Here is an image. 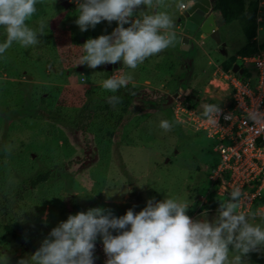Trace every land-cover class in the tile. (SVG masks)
Instances as JSON below:
<instances>
[{
    "label": "rangeland",
    "instance_id": "374dc122",
    "mask_svg": "<svg viewBox=\"0 0 264 264\" xmlns=\"http://www.w3.org/2000/svg\"><path fill=\"white\" fill-rule=\"evenodd\" d=\"M66 1L64 7L60 0H38L36 13L26 23L37 29L39 44L24 48L14 42L0 57V264L5 256L9 264H17L69 214L93 207L111 209L119 217L129 208L139 212L150 198L162 200L167 195L187 201L191 205L187 214L193 219L211 221L217 212L204 206L209 197L208 169L216 159L213 141L190 125L177 123L171 106L178 96L176 101L182 98L189 105L185 100L189 93L197 101L195 109H202L208 99L222 102L220 61L244 43L238 22H224L211 0L185 47L178 18L180 5L190 0H161L159 11L173 21V46L135 70L122 61L110 69L104 65L91 69L78 65L81 45L111 34L117 23L102 21L81 32L75 23L77 5ZM254 1L259 42L264 39V0ZM40 22L45 24L42 33ZM213 30L218 31L221 47L209 36ZM5 39L0 26V43ZM120 73L133 77L129 85L136 92L128 105L94 110L80 129L88 109L116 94L103 89V80ZM179 89L185 92L177 93ZM42 111L50 118H39ZM162 120L172 124L170 131L159 126ZM261 204L251 212L264 207ZM250 222L264 227L259 217ZM96 245L103 246L99 237ZM244 260L264 264V249Z\"/></svg>",
    "mask_w": 264,
    "mask_h": 264
},
{
    "label": "clouds",
    "instance_id": "9594fccd",
    "mask_svg": "<svg viewBox=\"0 0 264 264\" xmlns=\"http://www.w3.org/2000/svg\"><path fill=\"white\" fill-rule=\"evenodd\" d=\"M160 2L74 0L78 10L75 23L81 32L94 29L102 21L117 23L111 34L89 38L81 45L83 55L78 65L97 69L122 61L123 66L135 70L148 58L173 46V21L167 12L159 11ZM37 3L38 0H0V26L6 32V39L0 43V57L14 42L24 48L39 44L37 29L26 23L36 13ZM141 6L146 10L137 12ZM44 28V22H40L39 32ZM132 79L131 74L120 73L104 79L102 87L117 93L127 88ZM108 102L115 107L122 100L111 95ZM220 112L217 105H204L203 115L210 122L214 123ZM251 118L256 120L257 116L253 114ZM159 126L165 131L172 128L167 120ZM5 151L10 147L6 145ZM244 195L239 187L233 188L227 199L219 200L211 221L206 217L193 219L187 214L191 207L187 201L167 195L162 200L150 198L139 212L129 208L119 217L103 207L69 214L51 229L34 253L17 264H94L98 237L107 257L105 264H246L244 258L249 253L264 249V227L250 222L257 217L264 220V207L250 213L240 210ZM3 264H9L8 256Z\"/></svg>",
    "mask_w": 264,
    "mask_h": 264
},
{
    "label": "built area",
    "instance_id": "2783aa9c",
    "mask_svg": "<svg viewBox=\"0 0 264 264\" xmlns=\"http://www.w3.org/2000/svg\"><path fill=\"white\" fill-rule=\"evenodd\" d=\"M187 5L182 3L180 9ZM236 59L239 62L233 64L241 68L240 73L238 68L232 70L233 64L220 71L218 86L225 93L222 102L215 104L221 112L214 123L201 109L189 107L182 98L176 101L180 96L175 97L171 113L177 123L190 125L213 141L216 162L207 174L209 191L221 200L239 187L245 194L241 209L250 213L264 189V42L257 45L255 53ZM253 114L256 120L251 118ZM106 259L103 246L98 245L97 264H105Z\"/></svg>",
    "mask_w": 264,
    "mask_h": 264
},
{
    "label": "trees",
    "instance_id": "16d2710c",
    "mask_svg": "<svg viewBox=\"0 0 264 264\" xmlns=\"http://www.w3.org/2000/svg\"><path fill=\"white\" fill-rule=\"evenodd\" d=\"M212 8L213 10L218 11L221 19L224 22H230L235 20L238 22L241 33L244 38V43L241 47L237 48L233 53L229 54L225 59L220 61V65L222 68L226 69L230 67L233 63L236 62V56H243V55H250L256 52L257 45H261L264 42L260 40L259 42L255 41V34H256V1L250 0L248 1L246 7H244V0H212ZM136 90L134 87L128 84L127 88H121L115 95L121 97L122 102L119 103L125 108L128 105L129 98L133 97ZM196 98V97H195ZM185 100L190 102L188 105L189 107H195L197 105V101L192 97L189 93L185 95ZM185 103V101H184ZM207 104H217V102L213 99H208ZM111 104L107 101L101 106H97V108L88 109L86 112L85 120L80 123L78 126L80 129L84 130V124L92 118L94 110H102L109 108ZM204 111V107L201 109ZM39 118H50L49 112L42 111ZM44 116V117H43ZM215 160L211 162L209 169L214 166ZM208 169V170H209ZM258 203H264V197H260L254 200L253 206ZM204 206L206 207H215L218 208L219 206V199L215 197L212 191H209V197L205 201ZM253 206L251 210H253ZM4 229L8 234L12 237L17 238L16 233L7 225H4ZM98 252L97 245L95 248L94 256L96 257ZM94 264H97L95 260Z\"/></svg>",
    "mask_w": 264,
    "mask_h": 264
},
{
    "label": "water",
    "instance_id": "95a60500",
    "mask_svg": "<svg viewBox=\"0 0 264 264\" xmlns=\"http://www.w3.org/2000/svg\"><path fill=\"white\" fill-rule=\"evenodd\" d=\"M62 5L65 7L67 6L68 2L65 0H60ZM191 4L187 6L182 14L179 16L178 19H182L183 21V27H182V33L183 38L181 39V42L186 47L187 45V36L190 35L193 28L195 29L199 21L204 17V14H206L209 11L210 2L209 0H190ZM209 36L213 39V41L218 44L219 47H221L222 43H219V35L217 30H213ZM121 62H118L117 64H112V67H116L117 65H120ZM105 68L110 69L111 64L104 65ZM238 66L236 64L232 65V70H236ZM238 73L241 72V68L237 69ZM185 91H182L181 89L178 90V93H184ZM175 95V93H174Z\"/></svg>",
    "mask_w": 264,
    "mask_h": 264
},
{
    "label": "flooded vegetation",
    "instance_id": "af4514ba",
    "mask_svg": "<svg viewBox=\"0 0 264 264\" xmlns=\"http://www.w3.org/2000/svg\"><path fill=\"white\" fill-rule=\"evenodd\" d=\"M66 1V0H65ZM67 2V1H66ZM190 5V4H189ZM188 6V5H187ZM184 10H181V11H179V16L182 14V12H183ZM202 20H203V18L199 21V23L197 24V26H196V28L198 27V25L202 22ZM179 21V23L181 24V29H182V27H183V21H182V19H179L178 20ZM196 28L194 29L193 28V30H192V32L190 33V35H188L187 36V39H188V41H187V46H188V44L190 43V40H189V38L191 37V35H193L194 34V30H196ZM183 34H182V38H183ZM181 38V39H182ZM183 44V43H182ZM184 45V44H183ZM113 65L111 64V67H112ZM178 93V92H177ZM176 94V93H175Z\"/></svg>",
    "mask_w": 264,
    "mask_h": 264
},
{
    "label": "crops",
    "instance_id": "0c3cea01",
    "mask_svg": "<svg viewBox=\"0 0 264 264\" xmlns=\"http://www.w3.org/2000/svg\"><path fill=\"white\" fill-rule=\"evenodd\" d=\"M181 11V9H179Z\"/></svg>",
    "mask_w": 264,
    "mask_h": 264
}]
</instances>
